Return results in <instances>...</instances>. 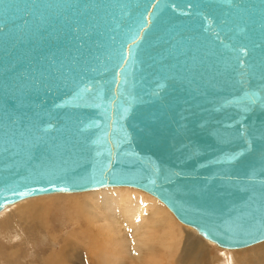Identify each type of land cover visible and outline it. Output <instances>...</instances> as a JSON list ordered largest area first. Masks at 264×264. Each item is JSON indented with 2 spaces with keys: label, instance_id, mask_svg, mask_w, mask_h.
<instances>
[{
  "label": "water",
  "instance_id": "obj_1",
  "mask_svg": "<svg viewBox=\"0 0 264 264\" xmlns=\"http://www.w3.org/2000/svg\"><path fill=\"white\" fill-rule=\"evenodd\" d=\"M121 185L264 241V0H0V212Z\"/></svg>",
  "mask_w": 264,
  "mask_h": 264
},
{
  "label": "bare ground",
  "instance_id": "obj_2",
  "mask_svg": "<svg viewBox=\"0 0 264 264\" xmlns=\"http://www.w3.org/2000/svg\"><path fill=\"white\" fill-rule=\"evenodd\" d=\"M103 191H107L108 195L111 196L106 200V206L110 211H112L113 214V217L110 219L116 220L113 225L109 223V218H105L99 212L95 213L91 209L95 204L92 194H98L99 192ZM83 193L86 194V198L88 199L92 197V203L85 205L73 204L70 206H62L60 204L51 206V202L49 205H47L49 210L46 211L45 218L50 216L55 218L56 221L61 224L60 227H64L66 225L68 221L66 217L70 218L69 220H72L71 216H75L76 219L73 218V221L74 219L77 221L78 218H82L83 220L80 221L78 225L74 226L73 230L68 232V235L71 237H67L59 243L61 245L59 255L63 258L65 264H76L75 260L82 261V259H85L86 261L84 264H115V259H118L117 264H126V262H129V260L131 261V257L126 254L125 243H127V239L125 238V235L122 234L124 228L126 230L129 228L133 230L135 240L134 250L136 252L135 255L133 254L132 256L136 258L134 264H170V262H172L170 259L175 257L180 248L185 232H182L181 227L188 229L190 231V235H186V243L182 247L183 253H180L181 256L178 258L177 264H189V259L192 260L193 264H206V262H204L205 259L203 249H201V246L199 247L200 239L198 242L193 239L197 236L202 238L204 237L201 236L199 232L192 226L181 223V221L174 215L168 206L158 197L145 190L133 186H107L94 190L46 194L26 198L12 205H8L5 209H3L0 212L1 222L4 223L5 220H11V218H13L11 216H15L13 219L17 221H21L22 219L24 221L27 220L26 218L31 217L30 215L33 213L32 209L37 208L35 206H40V203L42 202L38 201L40 198V200H44L45 198H54V196L56 197L58 195H66V197L67 195H70L69 197H78L79 194ZM69 197H67V199ZM44 201H46V199ZM16 224L18 225V223ZM14 227L15 226L13 225L12 231L10 232L12 238L14 239L22 237V230L17 229L18 231L16 230L14 232ZM36 227L38 229V233L41 234V236L42 234L44 235V233L55 235L59 231V229L56 228L54 222H51L48 218ZM204 239L205 241H208L212 244H216L207 238ZM81 243L82 245H85L83 243L88 244L89 248H83ZM260 243L262 245L259 246L258 244ZM255 245H257L255 248L257 251L264 249V241L248 247ZM13 248L15 250H12ZM244 248L231 249L222 247V249L232 250V252H234V250H240ZM7 251H9L8 253L12 254L11 256L8 255L9 257H6L7 255L4 257L9 259L10 257L12 259L15 258L16 260V256H18V249H16L15 246H11V249H7L5 252ZM238 254L239 253H230V258L228 257L226 261L217 263L234 264L233 259L240 256ZM17 259L19 260V258ZM258 259L264 261V255L261 254V257L259 256Z\"/></svg>",
  "mask_w": 264,
  "mask_h": 264
},
{
  "label": "rangeland",
  "instance_id": "obj_3",
  "mask_svg": "<svg viewBox=\"0 0 264 264\" xmlns=\"http://www.w3.org/2000/svg\"><path fill=\"white\" fill-rule=\"evenodd\" d=\"M64 196H65V198H64ZM69 196L70 195H67V197H69ZM67 197H66V195H58L56 197L54 196V198L53 197H50L48 199L45 198L46 201H44L45 199L40 200L41 199L40 198L38 200L40 202L42 201L40 203V206H35L37 208L32 209L33 213L30 215L31 217H27L26 218L27 220H25V221L23 219L21 221L14 220L13 218L15 216H11V217H13V218H11V220L9 219L11 222L9 220H5V222L3 221L5 223L4 224L1 222V218H0V264H65L63 258L59 255V252L61 249V245L59 243H60V241L66 239L67 237H71L70 235H68V232L73 230L74 226L78 225L79 222L83 221V220H82V218H78V220L75 221V219H76L75 216L74 217L71 216L72 220H69L70 218L66 217V219L68 220L66 223L67 226L65 225L64 227H60L61 224L58 223L55 218H53L51 216L47 217L51 222H54V224L56 225V228L59 229V231L55 235H50L49 233H44V235L42 234V236H41V234L38 233V229L36 226L39 225L40 223H43L47 219V218H45L46 217V211L49 210L47 205H49L51 202L53 204V205L50 204L51 206H56V205H60V204L62 206H70L73 204L85 205V204L92 203L91 198L94 197L93 200H94L95 204L93 205V207L91 209L95 213L99 212L105 218L110 219L111 217H113L112 211H110L106 206L107 205L106 200L111 197L108 195L107 191L99 192L98 194H92V197H90L89 199L86 198V194H84V193L79 194L78 197L77 196H71L72 198L69 197L68 199H67ZM74 199H76V200H74ZM29 201H26V202H29ZM34 201H37V200H34ZM12 208H14V207H12ZM29 209H31V208H29ZM38 212H39V215H38ZM53 213H54V211H53ZM74 214H75V212H74ZM73 218H75L74 221H73ZM24 219H25V217H24ZM108 221L111 225H113V223L116 222V220H111V219ZM13 222H15V223L12 224ZM24 222H25V224H24ZM16 223H18V225ZM181 223H183V222H181ZM13 225L15 226L14 232L17 229L22 230V232H21L22 237L14 238V239L12 238V236L10 235V232L12 231ZM7 226H8V228H7ZM116 228H117V226H116ZM181 230H182V232L185 231L183 238H182V242H181L180 248H179L177 254L175 255V257L173 259H170V261H172V262H170V264H177V260L181 256L180 253L183 250L182 247L186 243V238H187L186 235L187 236L190 235V231L188 229L181 227ZM122 232H123L122 234H124L125 238L127 239V243H125L126 254L129 257H131V259H132L131 261L129 260V262H126V264H134V262L136 261V258L132 257V256H133V254L135 255L136 252L134 250L135 240H134L133 230L130 228L128 230H126L124 228V230ZM195 236H197V235H195ZM198 237L199 236H197L193 239L197 242L200 239L199 247L201 246V249H203L204 259H205L204 262H206V264H218L217 262H222V261L224 262L227 260L228 257L230 258V253H239L238 255H240V256L235 257L233 259L234 264L235 263H237V264H256V263L257 264H263L264 263L263 260L260 259L261 260L260 261L258 259L259 256L261 257V254L264 255V249H260L261 251L260 250L257 251L255 249L257 245L252 246V247H248V248H244V249H240V250H234V252H232V250L222 249V247L218 246L217 244H212L208 241H205V239H204L205 237L204 238H202V237L198 238ZM51 241H53V242H51ZM54 244H56L57 246ZM83 244L86 245V246L82 245V243H81L83 248H85V249L89 248L88 244H86V243H83ZM258 245L260 246L262 244L260 243ZM11 246H15V248L18 249V256H16V260H15V258L12 259L11 257H10V259L6 258V257L11 256V254H12V253L11 254L8 253L9 251L5 252L7 249L10 250ZM12 250H15V249L13 248ZM4 256H6V257H4ZM17 258H19V260ZM82 261L75 260V263L76 264H84L86 262L85 259H82ZM117 263H118V259H115V264H117ZM189 264H193L191 259H189Z\"/></svg>",
  "mask_w": 264,
  "mask_h": 264
}]
</instances>
